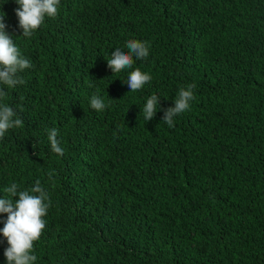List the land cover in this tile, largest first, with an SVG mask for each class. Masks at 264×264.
I'll return each instance as SVG.
<instances>
[{
  "label": "trees",
  "instance_id": "1",
  "mask_svg": "<svg viewBox=\"0 0 264 264\" xmlns=\"http://www.w3.org/2000/svg\"><path fill=\"white\" fill-rule=\"evenodd\" d=\"M19 7L6 32L32 67L0 101L23 121L0 139V196L48 191L34 264H264V0H61L31 38ZM130 39L149 57L114 74ZM135 68L152 79L131 92ZM190 84L174 127L159 108L144 120L153 94L166 110ZM7 247L1 232L0 264Z\"/></svg>",
  "mask_w": 264,
  "mask_h": 264
},
{
  "label": "clouds",
  "instance_id": "2",
  "mask_svg": "<svg viewBox=\"0 0 264 264\" xmlns=\"http://www.w3.org/2000/svg\"><path fill=\"white\" fill-rule=\"evenodd\" d=\"M15 2L20 6L16 9V15L19 19V27L22 29V36L26 38L33 36L46 17H57L61 4V0H10V6L7 9H0V101L7 98L6 88L12 89L18 84L25 83L18 73L32 67L31 62L22 55L12 37L6 32L4 18L10 14V11L12 12ZM126 47L129 49L128 52L117 48L112 52L111 58L107 59L108 67L114 74L131 69L134 58L141 60L149 57L150 45L146 41L130 39ZM151 79L150 74L135 68L124 82L131 92H135L143 89ZM194 89L195 84L181 88L174 99V106L166 110L161 108V97L153 94L142 108L144 120H153L159 108L164 111L163 122L170 128L174 127L175 118L190 110L191 102L195 99ZM89 104L97 111H103L106 108L104 100L98 95H94ZM22 126L23 121L14 109L7 103L0 102V139L4 138L9 129ZM57 137L58 129H50L48 140L51 149L62 156L64 150ZM18 189L19 185L11 183L4 188L7 196H0V233L2 232L9 245L4 255L8 264H34L37 260V256L32 254L34 243L41 238L45 229L44 217L48 214L51 200L48 191L39 180L29 190ZM16 196H19L18 200L13 199Z\"/></svg>",
  "mask_w": 264,
  "mask_h": 264
}]
</instances>
